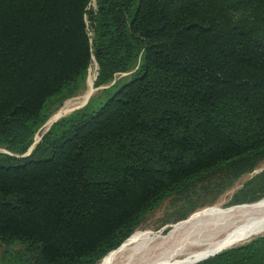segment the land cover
Segmentation results:
<instances>
[{
	"label": "trees",
	"instance_id": "obj_1",
	"mask_svg": "<svg viewBox=\"0 0 264 264\" xmlns=\"http://www.w3.org/2000/svg\"><path fill=\"white\" fill-rule=\"evenodd\" d=\"M90 3L0 0V241L30 264H97L167 195L264 159V0ZM93 61L94 87L129 77L18 158ZM210 262L264 264V236Z\"/></svg>",
	"mask_w": 264,
	"mask_h": 264
},
{
	"label": "rangeland",
	"instance_id": "obj_2",
	"mask_svg": "<svg viewBox=\"0 0 264 264\" xmlns=\"http://www.w3.org/2000/svg\"><path fill=\"white\" fill-rule=\"evenodd\" d=\"M89 9L94 11L96 10V0H91ZM89 31L90 36H93V31L91 28ZM89 71H91L92 75L97 76L98 79L99 68L95 61H93ZM89 71L85 84L78 90L74 97L69 99L56 98L51 101L49 109L46 113L48 117L46 123L51 119V117L57 114L62 107H65L68 102L82 98L86 94L88 91ZM128 77L129 73H119L114 76L111 82L100 85L99 87H94L95 91L94 93L92 92L93 94L89 100L91 101L90 107L92 108L98 105L99 102L105 100L108 96L105 91L115 83L125 82ZM71 113L72 112L65 116L67 117ZM46 123L32 137L33 144L38 142L46 131ZM2 152L8 153L3 147L0 148V153ZM247 168L249 167L243 165H235L230 167L224 166L219 168L217 171L198 177L186 185L182 190L178 192H172L171 194L167 195V197L154 211L142 219L133 234H135L137 231L153 234H166L173 225L187 220L193 214L204 208L218 205L222 207L224 206L225 208H230L236 205L250 203L252 199L257 198L260 195L264 197V159L255 164L253 169L250 168L249 170ZM167 226L171 227L162 232V230ZM255 239H252L246 243L232 246L225 251L244 246ZM169 247L172 246L170 245ZM24 248L25 247L21 242L0 241V264H30V256H27L24 253ZM192 249L195 250V248ZM215 257L216 256L210 257L209 259L197 264H215V262L207 263L209 260L214 259ZM102 260L103 258L100 260V262Z\"/></svg>",
	"mask_w": 264,
	"mask_h": 264
},
{
	"label": "bare ground",
	"instance_id": "obj_3",
	"mask_svg": "<svg viewBox=\"0 0 264 264\" xmlns=\"http://www.w3.org/2000/svg\"><path fill=\"white\" fill-rule=\"evenodd\" d=\"M89 72L86 94L68 102L61 112L51 117L49 124L86 102L97 80ZM257 202L230 208L219 205L204 208L173 225L166 234L137 231L98 264H188L220 244L235 246L259 237L264 235V200ZM259 231L262 232L257 234Z\"/></svg>",
	"mask_w": 264,
	"mask_h": 264
},
{
	"label": "water",
	"instance_id": "obj_4",
	"mask_svg": "<svg viewBox=\"0 0 264 264\" xmlns=\"http://www.w3.org/2000/svg\"><path fill=\"white\" fill-rule=\"evenodd\" d=\"M94 91H95V90H93V93H94ZM93 93L90 94V96L88 97V99L86 100L85 103H83V104H81V105H79V106L74 107V108L72 109L71 112L73 113V112H75V111H77V110H80V109L84 108V107L89 103V100H90V98H91V96H92ZM65 106H66V105H65ZM64 108H65V107H62L61 110H60L59 112H61ZM59 112H58V113H59ZM55 115H56V114H55ZM64 117H66V116H61V117H59L58 119H56V120H54L53 122H51L50 124H49V122H50V120H49V121L46 123V127H47V129H46V131L44 132V134H46V133L50 130V128H51L55 123H57L60 119H62V118H64ZM44 134H43V135H44ZM43 135H42V136H43ZM42 136H41V138L39 139L38 142H35V143L29 148V150H28V152H27L26 154H24V155H22V156H18V158H24V157H28V156H30L31 153H32V151H33L34 148L36 147V145L41 141ZM262 200H264V199L259 200V202H257V203H260ZM257 203H256V204H257ZM242 205H244V204H242ZM237 206H238V205H236V206H234V207H237ZM170 227H171V226H167V227H165V228L162 230V232L165 231V230H167V229L170 228ZM260 232H262V231H259L257 234H259ZM261 236H264V235H261ZM261 236H259V237H261ZM255 238H257V237H255ZM255 238H253V239H255ZM250 240H252V239H250ZM250 240H248V241H246V242H249ZM226 241H227V240H226ZM246 242H243V243H246ZM228 245H229L228 243H225L224 245H223V244H220V245H218V246H216V247L210 249L209 251H207V253H206L204 256L199 257L198 259H195V260H193L192 262H190V263H188V264H197V263H199V262H202V261H204V260L209 259L210 257L217 256V255L220 254L221 252H223V251H225V250L231 248L232 246H234V244H232V245H230V246H228ZM237 245H238V244H237Z\"/></svg>",
	"mask_w": 264,
	"mask_h": 264
}]
</instances>
